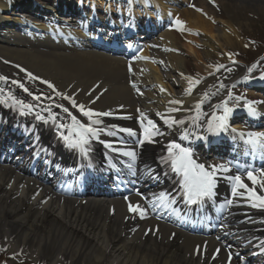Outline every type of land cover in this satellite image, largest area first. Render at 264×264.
<instances>
[{
	"label": "bare ground",
	"instance_id": "bare-ground-1",
	"mask_svg": "<svg viewBox=\"0 0 264 264\" xmlns=\"http://www.w3.org/2000/svg\"><path fill=\"white\" fill-rule=\"evenodd\" d=\"M11 1L16 6L17 0H0V29L6 31L0 37V77L7 78L0 80V118L14 126L20 125L26 132L16 142L21 143L20 140L25 138L16 148L17 161L11 157L10 151L0 158L3 160L0 163V251L8 250L15 259L28 260L32 264H240L245 259L250 260L251 264H264V250L261 249V244L264 243V209L251 207L253 202L258 201L249 200L245 189H238L245 193L244 196L228 197L222 184L221 199L225 202L232 200L233 203L218 224H212L216 225L214 231L204 237H192L169 229L168 226L148 218L146 214L141 218L138 212L129 211L130 203L139 205L142 209L140 201L132 196L111 199L110 196L91 194L72 200L56 197L52 195L47 176L43 181L28 177L21 165L29 162L32 156L49 160L46 163H66L70 157L53 142L51 129L57 127L58 130L69 133L73 125L71 116H76L81 123L89 121L78 108L65 103L66 99L62 96H57L50 88L43 89L27 80L25 75L14 70L13 65L32 73L41 81L51 82L57 91L72 97L77 104H84L86 109L112 112L110 116H93V119L101 120L100 124L94 125L100 129L97 134L99 140L97 144L94 142L96 159L107 163L111 157L119 164H131L132 167L123 172L128 175V181L139 184L141 188L149 175L157 171L140 181L139 169L145 171L149 166L157 168V161L168 153L170 142H184L179 139L183 133L190 137L191 142H199L195 144V150L200 157L205 155L204 148L208 142L214 139H221L231 151L244 150L249 134L264 133V125L260 122L257 127L251 120L245 119V116L249 117L248 114L253 113L244 104L233 105L229 102V87L237 76L239 78L241 71L235 69L232 58L225 55V50L240 44L238 30L233 26L234 14L227 3L219 1L206 12L202 9H198L196 13L191 9L179 11L181 26L178 29L169 27L165 34L152 38L148 49L139 55V60L123 65L118 59L87 51L84 35L80 31H74L79 35H75L77 39L73 38L80 48L73 47L74 41L71 38L61 39V36L67 37V32L57 31V35L54 34L59 43L44 38L23 39L24 33L15 32L18 27H11L9 31L2 24L6 20L21 24L26 21L19 19L17 15L11 20L10 11H14L10 7L12 5H9ZM35 1L41 3L40 0ZM87 1L82 0L85 4H90ZM115 1L109 10L116 9L117 14L120 12L126 16L123 21L136 24L135 21L147 16L146 14L154 18L152 14L157 13L160 18L164 17V26H167L170 17L177 15V9L186 0ZM120 1L126 2L117 3ZM249 1L264 7V1ZM98 2L103 5L102 0ZM21 4L24 5L23 2ZM31 7V4L25 6L22 13H26ZM132 7L135 11L130 19ZM54 9L58 10L60 7L55 6ZM222 12L228 16L229 22L224 24L216 36L207 38L204 32L209 33L210 30L203 27L205 24L202 17L212 20ZM24 19L28 18L24 16ZM41 28L43 31L47 30L46 27ZM191 29L205 35L200 44L204 64L189 65L185 59L189 54L183 51L185 37L179 33H186ZM69 43L72 47L66 45ZM177 63L183 67L181 72L177 70ZM220 65L224 67L219 68ZM189 77L193 82L199 81L192 85L196 88L191 94L187 92ZM13 80L22 83L28 92L18 84H12ZM34 96H40L41 99L35 100ZM17 101L33 107L31 110L22 109ZM172 101L181 103L174 104ZM225 102L232 109L227 117L226 130H210V126L214 128L217 123L215 117L224 116L222 106ZM12 106L19 108L26 118L23 119L22 112L16 113ZM65 107L71 115L63 111ZM256 107L257 113H261L260 120H264L262 107ZM38 115L43 119H37ZM254 116L258 117L257 114ZM136 119L140 122H136ZM148 120L155 124V131L158 132L150 140L146 139L138 144L131 139L133 136L128 135L131 137L129 138L118 133L122 128H131L137 138L136 124L148 128ZM59 125L65 127L60 128ZM1 128L2 133L7 129L12 131L7 125H1ZM8 134L14 135V130ZM91 145L93 146V142ZM6 147L12 153L16 144L4 143L3 148ZM222 149L223 146H218L214 150L219 154L223 153ZM128 151L135 152V160L123 155ZM106 167L107 165L102 171ZM254 176L256 184L248 177L244 184L253 188L257 195H264V186L261 184L264 181V171ZM164 185L165 183H161L149 188L146 193L154 191V188L162 189ZM234 250L239 255L236 259L231 257L229 261V252L233 253Z\"/></svg>",
	"mask_w": 264,
	"mask_h": 264
},
{
	"label": "snow or ice",
	"instance_id": "snow-or-ice-1",
	"mask_svg": "<svg viewBox=\"0 0 264 264\" xmlns=\"http://www.w3.org/2000/svg\"><path fill=\"white\" fill-rule=\"evenodd\" d=\"M176 24H181V21L179 19L176 20ZM131 47V45H129ZM233 63H235L233 61ZM224 65H220L219 68H223ZM219 68L217 70H219ZM131 70V68L129 69ZM228 71H231V69H227ZM21 71H25L24 69H21ZM251 71V69H249ZM30 79H39V77L33 76L32 73H27ZM261 78H264V74H262ZM0 80H7L6 77H0ZM189 88L187 89L188 94H191L192 92V85L194 83H199V81L193 82L192 79L189 77ZM42 83L46 84L48 88L52 89L53 92H56L57 96H62L63 99L69 100L72 104V107L78 108V110L83 114L84 117L88 118L87 123H81L76 116H71L73 125H72V131L76 133L77 138L74 140H69V135H64L61 133L62 138L68 142V146L70 148H79L82 154H87V149L85 148V145L89 143V140L91 137L97 136L98 132L100 129L95 128L94 125H98L101 123L100 119H93V116L96 117H104V116H110L112 115V112L107 111V112H96L92 109H86L84 104H77V102L72 99L70 96H66L63 93L57 91L56 87L54 84L47 80H42ZM13 84H18L21 88L24 89L25 92H28V89L19 81H12ZM223 87V85H221ZM133 87L135 85L133 84ZM2 91V90H0ZM31 95V93H29ZM90 94V93H89ZM49 99L51 97H48ZM33 99L35 100H40V96H34ZM98 99V97H97ZM95 101H93L94 103ZM16 103L21 105L22 109H32V105H26L23 104L20 101H17ZM171 103L174 104H180L181 101H172ZM58 107H62V105H58ZM249 111L252 112L253 114L255 113V108H252L251 105H248ZM178 109H173V111H177ZM63 111L65 113H69L68 108H63ZM139 111V110H138ZM232 111L231 108L227 107L226 102H225V107H224V116L221 117H215V120L217 123L215 124V127L212 128L210 126V130H226V123H227V117L228 114ZM23 114V112H22ZM71 115V113H69ZM141 116L143 117V113H141ZM125 118H130V117H125ZM37 119H43L42 116H37ZM146 119V118H145ZM149 127L145 129V134H146V139H151L152 136H155L158 134L157 131H155V124L151 121H147ZM173 123H182L181 121H173ZM58 127L64 128L65 125H59ZM120 131H123L127 133L128 135L135 136L136 133L133 129L131 128H122ZM233 131H235L233 129ZM250 144L252 145H259L261 148H264V133H251L249 134V141ZM140 143H143L141 141ZM106 147H111V145H105ZM123 155L131 157L133 160L136 159V154L135 152L128 151L124 152ZM166 163H170L171 170L180 175L182 177L181 181V186L183 188V195L186 198L187 203L189 204H196L198 202H203L205 198L211 199L216 195L214 189L217 186V177L221 173H227L230 171V168L225 166L224 164H219V165H209L205 166L204 163H198L195 159H193L192 152L189 149L182 148L178 144H170L168 146V156L165 158ZM132 165H129V168H131ZM264 171V170H262ZM247 177L249 180L253 181V184H256V178L253 175L252 171L247 172ZM229 180H234L235 184L232 188V195L233 197L236 196H244L245 193L239 192L238 189H245L246 192L249 194L248 199L251 201H258V203L253 202L251 204V207L253 208H261L264 209V195H257L255 190L253 188H248L246 184L243 183L241 180L240 175H235L229 176ZM262 186H264V181L261 182ZM159 201V206L161 207H167L168 204L170 203L167 200V197L164 196L163 194L158 198ZM227 204H232V200H228L226 202ZM157 205H153V207H156ZM129 211L132 212H138L141 215V218L144 217L146 210L141 209L139 205H132L131 203L129 204ZM261 249L264 250V243L261 244ZM217 252H219V249H217ZM233 255H239L238 253H232L229 252V261H231V257Z\"/></svg>",
	"mask_w": 264,
	"mask_h": 264
},
{
	"label": "rangeland",
	"instance_id": "rangeland-1",
	"mask_svg": "<svg viewBox=\"0 0 264 264\" xmlns=\"http://www.w3.org/2000/svg\"><path fill=\"white\" fill-rule=\"evenodd\" d=\"M219 1L226 2L232 9L234 14L232 15V21L234 22L233 26L238 30L237 35L238 41L240 42V44L232 46L231 49H227L228 51L225 50V55L232 58L231 62L235 69L237 68L241 71L240 78L228 90L230 100L233 101V103L236 102L237 99H235V96H232L235 94L237 97H243V100L251 98L256 105H260L264 103V99L257 95V93L262 90L261 84L264 83V78H261L262 74H264V7L255 5L249 0H186L178 8L177 15L170 18L169 26H173L176 29L181 26V24H176V20H180L181 18L179 11H190L191 9V11L196 13L198 9H202L206 12L207 10L209 11V8L214 6L213 4ZM60 3L62 4L61 1ZM98 5L99 4H97V8H100ZM202 18L205 24L203 27L206 30H210L209 33L204 32L207 38L216 36L224 27V24L229 22L228 16L223 12L217 14L212 20L207 17ZM160 31V33L164 34L166 29L164 28ZM198 31L201 32L200 30ZM179 34L185 37L183 41L185 50L183 51L185 53L187 51L189 54V56L185 57L189 65L204 64L205 62L203 60L200 44L205 35H201L192 29L186 33L180 31ZM171 52L173 55L178 56L174 51ZM233 61L235 63H233ZM176 65L177 70L181 72L183 68L182 65L179 63ZM215 67H218V65L215 64ZM249 69H251V71H249ZM249 74L257 78L253 83H256L258 86L252 85L251 82L248 81L250 78ZM262 106H264V104H262ZM0 264H32V262L28 260H17L11 256L8 250H1Z\"/></svg>",
	"mask_w": 264,
	"mask_h": 264
}]
</instances>
